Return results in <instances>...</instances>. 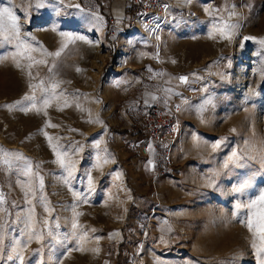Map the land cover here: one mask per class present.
<instances>
[{
    "label": "rangeland",
    "instance_id": "obj_1",
    "mask_svg": "<svg viewBox=\"0 0 264 264\" xmlns=\"http://www.w3.org/2000/svg\"><path fill=\"white\" fill-rule=\"evenodd\" d=\"M190 2L124 0L116 18L106 0H0L19 28L17 38L0 16V264L264 261L247 225L264 191V0ZM166 4L156 33L134 25ZM123 56H143L156 74L161 56H178L169 67L188 86L168 78L163 103H193L183 116L205 130L206 160L155 166L139 187L142 154L126 151L123 133H140L135 96L118 85Z\"/></svg>",
    "mask_w": 264,
    "mask_h": 264
},
{
    "label": "crops",
    "instance_id": "obj_2",
    "mask_svg": "<svg viewBox=\"0 0 264 264\" xmlns=\"http://www.w3.org/2000/svg\"><path fill=\"white\" fill-rule=\"evenodd\" d=\"M100 1L103 2V4L105 2V0ZM106 2L108 7L107 10L110 12L111 16L116 18L123 17L125 12L123 4L124 0H106ZM142 57L143 56H123L119 60V63L117 65L118 67H120V70H118L117 72L122 76V78L118 81V85H120L119 89H124L125 92L134 94L135 98L132 100L136 101V104H132L133 107H136L138 103L143 105L160 103L164 105L163 102L164 100L166 101V99L162 96V93H164L166 88H174L175 86V84L167 80L168 78H173L175 80L177 79L176 86L178 88H184V86H188V84H186L185 82H181L180 80H178L179 73L177 71L170 70L169 62L172 61L171 64H173L174 60H177L178 56H174V60L172 59V56H169L170 59L169 57L165 56H161L158 59V62L162 65L163 68L165 65L166 71L161 74L159 72L157 74L149 73L147 68L143 66L145 58ZM148 77L154 79L155 82H147L145 79ZM143 79L144 81H142ZM173 105H175L176 108L178 107V115L180 121L178 136L176 140L170 145L172 153L171 161L173 165L167 166L165 163V147L158 148L154 154H147L142 156L139 155V157L137 158V167L134 168V176L141 181H145L143 183L137 182L139 183V187L143 186L144 183H147L148 185L152 173L155 172V166L157 170L163 172L167 171V168L174 167L176 172L180 168V166L178 165L182 164V160L183 158H185V156H187L189 160H191V158L189 157L193 156L202 161L206 160V158L210 156L206 152H203V150H201L203 149V146L206 145V142L204 141L205 137L203 135V132H205V130L201 128L194 119L186 118L183 116V109L185 107L193 105V103L188 100L178 103L177 100H175ZM123 133L125 136L129 137L128 141H133L130 142V147L128 145L126 146L127 148L125 147L126 151H128V149L130 151L135 149V147H132L133 144L137 148V146L143 139V135L141 132L138 133L135 137H130L131 135L129 134V132H127V130H125ZM123 139L126 138L124 137ZM179 156H182V159H180ZM196 169L197 167H193L190 171H193L195 173V171H197ZM187 170L189 171V169ZM160 171H158L157 173H159ZM157 185L162 189L164 188L166 183L161 181V183L159 182L157 183Z\"/></svg>",
    "mask_w": 264,
    "mask_h": 264
},
{
    "label": "built area",
    "instance_id": "obj_3",
    "mask_svg": "<svg viewBox=\"0 0 264 264\" xmlns=\"http://www.w3.org/2000/svg\"><path fill=\"white\" fill-rule=\"evenodd\" d=\"M133 5V6H132ZM138 6V4L130 3L129 7ZM165 7L150 17L136 16L133 21L134 25L141 29L143 32H148L146 29L149 24H156L153 33H156L165 21ZM140 8V7H139ZM164 18V19H163ZM149 32V35L153 34ZM135 114H133L132 125L138 126L143 135V139L139 144V151L142 155L154 154L158 148L165 147V153L168 146L176 139L180 121L178 110L175 105L151 103L148 105L138 104L133 107ZM165 163L170 166V161L165 157Z\"/></svg>",
    "mask_w": 264,
    "mask_h": 264
},
{
    "label": "snow or ice",
    "instance_id": "obj_4",
    "mask_svg": "<svg viewBox=\"0 0 264 264\" xmlns=\"http://www.w3.org/2000/svg\"><path fill=\"white\" fill-rule=\"evenodd\" d=\"M6 15L10 20H12V28L14 29L17 38H18V32L19 28L17 24L15 23V16L12 14V12L5 8L2 12H0V16ZM82 39V37H81ZM245 39H253L251 37H246ZM261 44H264V40L260 41ZM182 80L186 79L185 77H181ZM221 141H217L215 144L212 145V147L215 149L219 147ZM240 157L237 155L236 152L232 153V156L229 158L230 162L236 163ZM264 159V157H262ZM63 163V162H61ZM227 167V165H225ZM91 182V179H90ZM250 187V181H244L239 185V187H236L234 191L236 192H243L246 188ZM249 208L255 209L253 212V216L251 219L247 221V225L250 230L256 229L257 234L260 237L261 240V247L258 249V253H264V191H262L258 197L257 200H253L249 205ZM255 246V245H254ZM11 258V257H10ZM21 260H23V257H20ZM261 264H264V261H261Z\"/></svg>",
    "mask_w": 264,
    "mask_h": 264
},
{
    "label": "bare ground",
    "instance_id": "obj_5",
    "mask_svg": "<svg viewBox=\"0 0 264 264\" xmlns=\"http://www.w3.org/2000/svg\"><path fill=\"white\" fill-rule=\"evenodd\" d=\"M189 3H191L190 0H189ZM149 25H153V24L151 23V24H149Z\"/></svg>",
    "mask_w": 264,
    "mask_h": 264
}]
</instances>
